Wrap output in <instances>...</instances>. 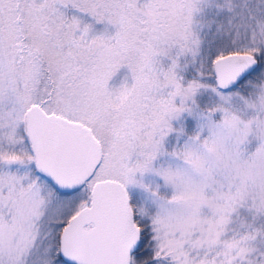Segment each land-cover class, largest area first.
Instances as JSON below:
<instances>
[{"label": "snow or ice", "instance_id": "snow-or-ice-1", "mask_svg": "<svg viewBox=\"0 0 264 264\" xmlns=\"http://www.w3.org/2000/svg\"><path fill=\"white\" fill-rule=\"evenodd\" d=\"M0 264H264V0H0Z\"/></svg>", "mask_w": 264, "mask_h": 264}, {"label": "rangeland", "instance_id": "rangeland-1", "mask_svg": "<svg viewBox=\"0 0 264 264\" xmlns=\"http://www.w3.org/2000/svg\"><path fill=\"white\" fill-rule=\"evenodd\" d=\"M127 77L128 82H131L130 70L127 66H121L120 69L109 80V87L118 86ZM174 128H183L186 134H191L196 129L197 119L195 116L185 112L178 118L172 121ZM187 139V135H178L173 131L165 138V151L163 154L157 156L152 162L150 170L143 173H136L135 182L126 186L127 193L131 203L138 205H147L154 208L153 190L159 193H171L172 189L167 185L162 176L158 174L157 169L167 166L174 162V158L168 154L174 146L182 144ZM256 141H252V147H255Z\"/></svg>", "mask_w": 264, "mask_h": 264}]
</instances>
